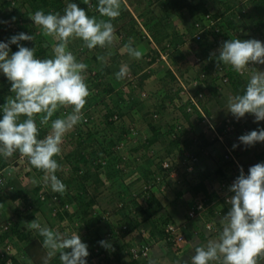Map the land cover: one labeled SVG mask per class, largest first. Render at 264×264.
<instances>
[{
    "label": "trees",
    "instance_id": "trees-1",
    "mask_svg": "<svg viewBox=\"0 0 264 264\" xmlns=\"http://www.w3.org/2000/svg\"><path fill=\"white\" fill-rule=\"evenodd\" d=\"M2 1L3 0H0V5L3 4ZM27 1L30 2L32 8L43 10L46 14L50 11L63 14V10L68 3H76L80 8L84 9L90 17L97 12L95 6L98 3V0H90L94 6V9L91 10V8H87V5L83 2L82 4L80 0H14V3L12 5L9 4L7 12H5L0 19V21L6 22L0 23V42L7 43L13 35L23 32L26 27L29 28L31 23L29 21L30 10L26 7ZM223 5V10L214 11L211 0H149V7L141 13L142 21L139 22L137 18L133 17L125 8L121 10L120 16L112 21L118 43L114 41V46L110 49L96 47L93 50H89L83 46L80 40L72 41L69 44V50L73 52L78 61L79 58H81V54H90V58H85L86 60H84V63L88 65L87 70H96L95 77L98 78L96 82L100 87L96 95L107 93L113 96L114 94L115 96L112 97L113 105L105 109V112L95 114L94 111L99 108V106L94 108L93 105H91V99H87L86 104L89 105L90 108L85 114H88L91 125L80 128L77 132L72 131L69 133L71 140L76 141V143L75 148L68 151L62 160L68 172L64 173V167H61V170L56 173L57 177L65 183L67 190L63 195L56 193L57 201H55V203L50 197L42 199L37 194L38 189L43 184L42 182L33 185V187L29 189L21 187L18 181H7L5 183L7 188L0 187V201L7 200L11 203L21 198L25 202L32 203L31 208L20 209L18 206L14 207L12 212L14 215V222H11L7 231L0 233V239L12 233L17 234L18 238H20L19 236L25 238L26 240L23 243L24 253H26L27 257L35 264L43 263L42 257L45 255V249L42 247L43 238L40 237L38 233L33 232V230H28L26 226V222H31L37 218L35 217L36 211H40L44 215L46 226L61 231L63 229L61 223L66 222L71 230L76 228L82 242L87 244L91 254L100 253L107 258L111 257L117 264H147L145 258H131L128 252L131 246L130 240L121 242V238L119 239V236L123 237L126 233L138 229L136 227L141 223L146 224L145 226L147 227L149 226V236L152 241L154 239L155 242L158 240H166V246L169 247L170 250L175 251L178 248L173 239L175 234L174 232H168V230H166V225L168 223H174V225L177 226V222L173 218L172 213L168 212L165 215L161 214V210L164 206L162 201L152 192V186L148 187L144 194L141 193L139 196H132L133 194H130V182L124 181L123 176L127 175V167L133 165L144 178H147L151 171L161 173L163 179L166 178L164 174L167 173V170L161 166V163L166 156L181 152L183 150L181 149L182 146L184 150L198 156L194 171H200V173H202L201 177L198 178L190 189L193 194L197 193V191H201L203 194L206 209L205 212L198 217L203 216L204 213L206 216L208 213L211 217L216 218L217 214L220 212L216 206L219 202L223 204V199L218 191L208 189L206 177L213 174L223 176L224 165H226V163L217 162L213 167L210 165L209 169L202 166V158L214 153V151H212L213 149H208L210 146L209 144L212 143L213 140H211L209 132L206 134L204 129L199 133L193 132L194 127L191 122L195 119L192 118L191 115L195 114L199 122L204 118L202 112L206 116H211L214 123L219 122L218 130L222 131L223 124L227 122L232 115L226 116L224 114L223 118L220 117V120L216 118L220 112L224 110V107H226L229 96L242 94L247 84L248 73L245 72L243 75L238 74L232 70L230 66L223 65L222 63L220 64L222 68H218L216 58H212L211 55L212 50H210L211 45L209 40L215 36L217 38L223 37L225 40L233 39L234 37L237 38V36H242V38L246 37L247 34L241 32L240 28H249L253 33H257L259 36L264 37L263 12L260 15V11H264V0H224ZM20 7L23 10L19 11ZM182 11H186L188 15H182ZM174 15L182 16L184 19L183 21L188 23L187 25L185 24L187 28L186 31L191 34L190 36L192 37L190 39L198 44L199 50L197 54L202 61L201 69L207 71L204 81L208 87L209 98L216 103H214L215 105L221 107L220 112H218V114L215 112L216 115H212V110L207 108L206 102H203L204 96L198 100L199 105L202 107L201 112L189 100L183 101L181 104L168 103L173 101V97L175 98L178 96V89H175L171 93L166 92L162 97L161 103L158 105L160 114H165V112L168 111L169 105H171V107H178L182 111L184 119L188 123L190 122L188 127H186L185 123L179 118L175 119L173 122L171 120V123L162 121L161 119L155 124L150 121L148 129L145 131L146 137L143 139V134H138V137L143 141L139 144L138 142L137 144L134 142L125 153L120 154L115 151L112 152V145L117 143V140H123L125 142V134L131 132L129 129H126V126L127 124L134 123L132 118H134V113L140 107V98L135 95V91H133L132 88L131 90L127 89L129 86L133 87V85H130V82L117 87L114 74L120 69L118 59L122 54H120L115 47H120V45L122 46L128 43V38L137 36V33L140 36L141 32L144 34L140 24H142L146 30L151 31L152 38L156 44L159 43L160 49H165V42H168L172 47H177L184 41L182 36L180 34L178 35L174 30L171 32L168 31V24L171 22V18ZM13 17L15 18L14 20ZM11 20H13V28H15V31H11L7 25V22ZM125 21L128 22L125 23ZM200 29L201 31H199ZM197 30L199 37L193 38ZM45 41L40 40L38 45L34 41H20V44L24 47L36 48L35 56L40 59L51 58V42L45 47ZM144 42L152 43L149 38ZM9 47L11 49L10 55L18 51L16 44H10ZM216 49H219V47L216 46L213 51L215 52ZM109 51L112 52L111 56L107 55ZM100 53L103 56H108L110 61L108 64H100L99 67H97L95 63L99 62L97 56L100 55ZM216 55H218V50ZM157 56V48L150 47L144 59L129 61L128 65L133 73H137L144 66L152 64ZM125 59H127L126 56ZM176 68L182 75L180 68ZM254 68L257 67L254 66ZM167 72L170 84L171 82L173 83V81L177 83V78L173 74V71L167 70ZM107 75H110L111 81H107ZM221 75L227 77L226 81L221 79L223 78ZM170 84L167 83V86ZM89 86L91 88V84H89ZM7 87L11 88V84L4 74L0 72V107L6 103V99L3 95ZM117 88L118 90L120 88V91L116 94ZM205 88V86H201L200 88L197 87V89H195L196 93L204 91ZM126 97L128 98L126 99ZM69 110L70 109H68V111ZM151 113L150 119H157L160 116L159 114L157 115V112L156 116L153 115V112ZM115 116L121 119L120 122L115 123ZM2 117L3 116L0 114V119H2ZM56 118H58V116H56L55 113L52 119ZM245 123L248 125L244 130L236 126V122L232 121V124L236 126V129L233 130V135L240 148L243 144L239 142L238 138L250 132L253 126L252 123H248L246 120ZM118 124L122 127L125 124V131L119 129V132L117 134L114 133L113 137L105 139L106 131L109 128L112 130L117 129ZM38 125H40L39 122ZM38 128L40 130L39 137H41L44 135L45 129L39 126ZM122 134L124 135L122 136ZM230 141H233V138L229 140L231 144ZM156 142L160 145L159 152L163 154L155 161V159L152 158L153 156L150 155L148 148ZM192 143H196V145H193V148L189 146ZM142 148L144 153H141L142 155L140 157L143 159L139 161V156L137 155L139 151L137 152V150H141ZM151 149L153 150V147H151ZM18 154V152L14 153L9 160L10 163H17ZM87 156H90L91 159L97 158L98 160L96 162L92 161L93 163H91V160ZM102 159L104 160L103 162ZM9 161L0 157V167L8 165ZM151 165H154L156 169H151ZM29 166L30 170L34 172L33 175L36 176L43 173L33 168L30 164ZM171 169H173L176 174L178 173L176 163L172 165ZM66 174L67 177L65 176ZM154 179L155 178L151 179V181ZM183 179L186 180L184 177ZM172 181V179H167L166 184H171ZM111 184H114L113 187H111ZM149 189H152V191H148ZM179 195L181 196L180 192ZM127 198L131 203H129ZM103 200L110 203L114 202L113 207L110 209L103 207L101 210L102 212H97L96 209L98 206H101ZM65 203L71 204L72 210L60 209L59 206ZM226 207L228 206L224 204L221 212ZM137 210H140V212H143L145 215L142 217V222H139L133 214ZM116 213L120 215L119 219H117V217L116 219L114 218ZM186 217L188 219L187 214ZM205 221L212 222L208 216L205 217ZM190 223L191 226L194 225L192 221ZM57 224L61 227H54ZM18 227L20 229H17ZM181 231L185 233L183 228ZM142 240L149 241L146 238H142ZM100 241L109 242L112 245V250L101 246L99 243ZM125 253L128 254V260L122 261L121 258L126 255ZM129 258H131V260H129ZM17 262L18 259L14 258L12 264H18Z\"/></svg>",
    "mask_w": 264,
    "mask_h": 264
},
{
    "label": "clouds",
    "instance_id": "clouds-1",
    "mask_svg": "<svg viewBox=\"0 0 264 264\" xmlns=\"http://www.w3.org/2000/svg\"><path fill=\"white\" fill-rule=\"evenodd\" d=\"M83 3L87 8L92 7L90 0H83ZM95 7L101 18L90 17L84 9L72 2L66 5L63 14L51 11L46 14L43 10L29 14L34 25L42 29L43 36L54 41L51 44V58H36V48L20 44V41L35 40L34 35L21 32L13 35L7 43L0 42V72L11 84V95L0 107V112L3 113L0 119V157L11 158L18 152L20 156L27 158L33 168L43 172L42 178L34 177L32 183L35 185L42 182L46 187H50L52 192L61 195L67 188L56 175L57 171L61 170V165L54 157L60 156L61 153L65 155L72 150L73 146L69 144L67 152H62L63 139L84 120L82 110L91 95L85 75L88 65L77 60L69 50V44L80 40L89 50L96 47L110 49L116 39L112 21L121 14V0H98ZM10 44H16L18 47V51L11 55ZM48 44L46 40L44 46L47 47ZM133 45L134 41L129 38L123 50L131 58H142V51ZM107 55L111 56L112 52L109 51ZM211 55L215 56L218 66L222 63L230 66L238 74L248 73L247 84L242 94L229 96L227 100V111L232 114L229 119L235 117L239 120L245 114H252L256 122L264 121V71L254 68L259 64L264 65V43L256 39H229L221 44L218 55L216 53ZM97 60L104 64L106 57L98 55ZM250 64L253 65L250 67ZM128 74L129 67L123 64L114 75L116 80L120 81ZM203 92L205 100V89ZM68 108L71 109L70 112L52 119L60 109ZM37 116L40 126L49 128L47 135L42 139L38 138L40 130L36 123ZM243 119L248 121L247 117ZM127 125H132L135 131L137 130L134 123ZM207 131L210 136V130ZM135 134L129 132L125 137L127 135L132 137ZM238 139L245 146L264 142V128L250 131ZM125 141V149H128L127 138ZM237 146L234 144L233 148ZM63 171H68L67 167ZM229 191L234 195L228 198L227 202L231 207L220 221L218 236L209 239L202 246H197L194 255L185 260L184 264H260L264 261V163L251 166L247 175L241 167L240 174ZM16 200L13 206L10 203L9 207L0 205L1 223L10 218H12L10 225L14 222L12 212L17 206ZM37 212L35 213L37 218L26 222V226L28 230H34L43 238L42 247L45 249L43 264H49L57 255L60 264H87L88 246L82 242L79 234L61 232L42 225L36 216ZM99 243L104 248L112 250L109 242ZM14 258L15 256H12L10 264ZM0 259V264H7L5 258L0 256Z\"/></svg>",
    "mask_w": 264,
    "mask_h": 264
},
{
    "label": "rangeland",
    "instance_id": "rangeland-1",
    "mask_svg": "<svg viewBox=\"0 0 264 264\" xmlns=\"http://www.w3.org/2000/svg\"><path fill=\"white\" fill-rule=\"evenodd\" d=\"M10 0H3L2 2H3V4L2 5H0V19H1V17H3V15H4V13L5 12H7V8L9 7V4H10V2H9ZM148 1V0H147ZM213 1V0H212ZM221 1H218L217 0V3L219 4ZM27 4H26V7H27V9L28 10H30V12H29V14L30 13H35L38 9H35L34 7L32 8L31 7V4H30V2H26ZM142 4V7L143 8H141L140 7V9H142L143 11L144 10H146L148 7H146L145 8V6H143L144 4L146 5V3H141ZM147 6V5H146ZM148 6H149V4H148ZM21 10H23L21 7H20V10L19 11H21ZM137 11V10H136ZM135 11V12H136ZM218 11V10H217ZM221 11V10H220ZM262 12H263V14H264V11H260V15L262 14ZM17 13H18V11H17ZM136 13H138V12H136ZM187 13V12H186ZM140 19V21H142V17H140L139 18ZM29 21H30V25H29V28L28 27H26L25 29H24V33L25 34H27V35H34L35 36V40H33L37 45H38V42L40 41V40H48V42L50 43L51 42V44L52 43H54V41H52V39L51 38H49V37H44L43 36V33H42V29L39 27V26H37V25H34V22L30 19V17H29ZM1 36V35H0ZM5 36V35H4ZM3 36V37H4ZM255 36V35H254ZM191 38V36H189V39ZM256 38H258L257 40H259V41H261L262 43H264V37H260V36H258V37H256ZM191 41V40H190ZM189 40H186L185 41V44H183V50H188L189 51V53H190V56H192V58H189L188 56H187V62H188V65L189 66H187V65H184V64H181L180 63V70H181V72H182V75H183V77H181L180 75V73L178 72V71H176V70H174V72H173V74L176 76V78L177 77H180V78H183V80H185V78L186 77H188V76H196V75H198L199 73H201L202 71L207 75V71L206 70H204V69H201L202 67V61L201 60H199V61H196L195 62V59H196V57L198 56V54H197V52H198V50H199V47H198V44L196 43H191ZM166 43L167 42H165V49H161V51L163 52V51H165L166 49H168L167 50V58H162V57H160V58H158L159 56H160V47H159V43L158 44H156L155 43V45H157L156 46V48L158 47V56H157V58L156 59H162V61H164V60H166L167 62L169 61V59H168V54H169V52H171L172 51V46L169 44V46L167 47V45H166ZM93 50V49H92ZM90 52V51H89ZM194 52V53H193ZM193 53V54H192ZM196 53V55H194ZM106 58H108V56H106V55H104ZM90 58V54H81V58L82 59H84L85 60V58ZM36 58H39V57H36ZM147 59V58H146ZM159 60V61H160ZM79 61H81V60H79ZM83 63H84V61H82ZM119 63V62H118ZM121 65H123V61H122V64ZM147 66V65H146ZM257 67H259L258 69H262L261 71H264V65H258ZM129 70L131 71V69L129 68ZM180 75H179V74ZM158 79L159 78H157V77H154L153 79H150V80H148V81H142V78L138 75L137 76V78L133 81V82H130V85H133V87H131V86H129V88H132L133 89V91H135V95L137 96V97H139L140 99V101L142 102V103H147L148 101H147V99H151L152 101H151V106L150 107H152V112H157V114H159V115H161L160 114V111H159V109H158V105L161 103V100H162V97H163V95H164V93H166V92H173L175 89H178V83H176L175 81H173V83L171 82V84H170V82H169V80H168V78L166 77V79H164L165 81L167 80V83H169L170 85H168L167 86V84H166V88H165V86H164V84L165 83H163V86L161 87V85H160V81H158ZM109 81V80H108ZM116 81V84H117V87L120 85H123L122 83L124 82V79L123 80H120V81H118V83H117V80H115ZM115 81H114V83H115ZM210 81V80H209ZM178 82V81H177ZM86 83L88 84V86H89V84L90 83H88V81L86 80ZM161 83V84H162ZM203 84H204V86L206 87V82L205 81H203ZM98 88H100L99 87V85L97 86ZM134 88H135V90H134ZM165 88V89H164ZM90 89V88H89ZM118 91H120V88H119V90H118V88H117V90H116V94H117V92ZM208 91V89L207 88H205V101H206V96H207V92ZM5 94L3 95V97L6 99L8 96H10L11 95V92H10V87H7L6 89H5ZM90 93H91V95L88 97V98H90L91 100V103H93L92 105H93V107L94 108H97V106H96V104L98 103L99 104V101L102 99V103H100L99 104V108H97V109H95V114H99V113H103V112H105V109H107L110 105H113L112 104V97L113 96H115L114 94H113V96L112 95H108L107 93H103L102 95H96V93H94L92 90H90ZM128 97H126V99H127ZM145 99L146 101H142L141 99ZM127 101V100H126ZM168 103H178V102H176V100H175V98L173 97V101L172 102H168ZM104 105L103 107H100L101 105ZM107 104V105H106ZM125 106V105H124ZM99 109V110H98ZM97 110H98V112H97ZM214 111V110H213ZM149 112H150V110H149ZM181 113H178V111H177V115L178 116H176V118H182V119H184V115H183V113H182V111H180ZM152 114V113H151ZM224 114L226 115V116H228V115H232L230 112H228L227 111V106L226 107H224V110L222 111V112H220V114L217 116V117H221V118H223V116H224ZM141 110H140V108H138L137 109V111L134 113V118H132V120L133 121H135L134 122V125L135 126H137V124H136V122H138V121H141ZM174 116V115H173ZM197 116L195 115V117L194 118H196ZM247 117V119H248V121L251 123L252 122V120H251V118L249 117V115H246L245 114V116L243 117V118H246ZM100 119V118H99ZM168 118H165L164 116L162 117V121H165V120H167ZM130 121V120H129ZM171 121V120H170ZM91 123V122H90ZM88 124L87 126H90L91 124ZM171 123V122H170ZM144 125H145V123H144ZM87 126H85V127H87ZM115 127V126H114ZM186 127H188V126H186ZM124 128H125V124H124V126L122 127L121 125H119L118 124V126H117V129H115V130H112V129H108L107 131H106V133H105V139H109L110 137H113V135H114V133L115 134H117L118 132H119V129H122V130H124ZM196 129H198V127H196ZM191 130V129H190ZM125 131V130H124ZM201 131V130H200ZM199 130H195L194 128H193V132H197V133H199L200 132ZM136 132H137V130H136ZM121 133V132H120ZM140 133H142L143 134V139L146 137V134L145 133H143V132H140V129H139V131L135 134V135H138V134H140ZM124 134H122V136H123ZM141 135V134H140ZM69 135H67V137H68ZM121 136V137H122ZM125 138H127V144H130V141L133 139V137H128V135L125 137ZM135 139V138H134ZM117 141H119V140H117ZM143 141V140H142ZM140 142V141H139ZM75 143H76V141H72L71 140V137L69 138V144L71 145V147L73 146V148H75ZM125 145H126V141H125ZM125 145H124V147L123 148H120V149H115V148H111V150H112V152L113 151H115V152H117L118 153V151H120V152H123V153H125V150H128V149H125ZM193 145H196V143H192V144H190L189 146L190 147H192L193 148ZM244 147V146H243ZM69 148H70V146H69ZM184 147L182 146V148L181 149H183ZM160 149V148H159ZM145 150V149H144ZM247 150H251V149H246L245 148V151H247ZM140 151H143V149H141ZM148 151H149V153H150V155L151 156H153L152 158L153 159H155V161L157 160V158L159 157V156H161L162 154H161V152H157V149H155V150H152L151 149V147L150 148H148ZM223 152V147H222V145L221 144H216V149H215V153L214 154H212V155H210V156H207V157H203L202 159L203 160H205V161H208V162H206L207 164V168L206 169H209L210 168V165L213 167L217 162L218 163H222V162H224V159H222V153ZM140 153H144V151L143 152H140ZM243 152H242V147L240 148V158H241V160H242V162L243 163H245V164H248V162H249V160H246L244 157V153L242 154ZM246 153H248V152H246ZM153 154V155H152ZM249 154V153H248ZM139 155V154H138ZM63 154L61 153V155L60 156H57V157H54V159H56L57 160V162L60 164V165H64V163H62L63 161ZM90 157V156H89ZM143 158L142 157H140L139 156V161H141ZM103 160V159H102ZM91 163H93V162H91ZM224 164V163H223ZM93 165V164H92ZM224 167H225V165H224ZM128 168V167H127ZM126 168V169H127ZM151 169H156V168H154V165H152V168ZM138 170V169H137ZM136 170V168L134 167L133 169H130V170H127V171H130V172H127V175H125V176H123V178H124V181H127V182H130V185H131V189H130V191H131V195L132 196H139V195H141V193L142 194H144L145 193V190H147L148 189V187H151L152 186V189H153V191H152V189H149L148 191H152L161 201H162V203H163V206H164V208L161 210L162 212H161V214L162 215H165L166 213H168L169 212V209L170 210H172V211H175V212H173L174 214H179L178 216H180L181 215V217H179L178 218V220H177V222H179V221H184V219L186 218V214H187V209H188V198L190 197V195H192L193 194V192L192 191H190L189 189H188V187L191 185V183L193 182L194 183V181H197L198 180V178L199 177H201V174L202 173H200V171H193V173H189V172H186V171H182V170H178V173L176 174V176H178L177 177V181L176 180H174V181H172L171 182V184H166V178H164L163 179V177H162V174L161 173H156V172H153V171H151V173L149 174V176H147V178H144V177H142L141 176V174L138 172ZM29 178L25 181L23 178H19L18 180H19V184L21 185V186H26L28 183H31V184H33L32 183V179L35 177L36 179H41L42 178V176H43V173H41L40 175H33V171H31V170H29ZM32 173V174H31ZM206 173V172H205ZM13 174V173H12ZM11 174V175H12ZM156 176H155V175ZM11 175L9 174V176H8V178H7V181H12V180H10L12 177H11ZM219 175V174H218ZM217 175V177L219 178V176ZM38 176V177H37ZM66 177H67V174L65 175ZM24 177V176H23ZM183 177L184 178H186V180H184L183 179ZM25 178V177H24ZM153 178H155L153 181H151V179H153ZM180 178H181V180H180ZM207 178V180H206V182H207V186L209 187V186H211L212 184V181H214L215 180V178H216V175L215 174H213V175H211V176H207L206 177ZM170 180H171V178H170ZM117 183V182H116ZM34 185V184H33ZM113 185L114 184H111V187H113ZM33 187V186H32ZM3 188H7V186H3ZM27 189H29V188H27ZM209 189V188H208ZM210 190V189H209ZM179 192L181 193V196L179 195ZM29 193H31V192H29ZM197 193H202L201 191H197ZM197 193H195V194H193V195H196ZM31 195V194H30ZM127 200L129 201V203H131L130 202V200L127 198ZM102 204H101V206L99 207L98 206V208L96 209L97 210V212H100L101 210H102V208L103 207H106V208H112L113 207V204H114V202H112V203H110V202H107L106 200H103L102 202H101ZM186 203V204H185ZM11 204V206H13L15 203H14V201L13 202H11L10 203ZM223 205L224 204H221L220 202H219V204L216 206V208L218 209V211L220 210V212L218 213V215L216 216V218H213V217H211V215L210 214H208L207 212V215L206 216H208V217H210V219H211V221H212V223H213V226H212V228L211 229H207L206 227H204L203 225H204V223H205V221H203V223L202 224H200V226H198L199 228L200 227H202L201 229H202V231H204V237L206 238V239H204V237H201L202 236V232H201V230H199V229H196V228H194L193 226H191V223L189 222V221H184L185 222V225H186V227L184 228L185 229V233H186V241L185 242H182L181 243V245L182 246H185V245H187V244H190L191 246H192V248L193 247H195V245H197V246H202V245H204V244H206L207 242H206V240H207V238L209 239L210 237H213V235H215V237H217L218 236V233H217V230L218 229H220V227H218L219 225H220V223H219V225L217 226V219H218V221H221V219H222V214H221V210H222V208H223ZM5 206H10L8 203L5 205ZM133 208V207H132ZM217 211V212H218ZM48 213H49V211H48ZM50 214V213H49ZM134 215H135V217H136V219H138L139 220V222H142V217L143 216H145L144 214H143V212L141 213L140 212V210H137V211H135L134 213H133ZM205 214V213H204ZM203 214V215H204ZM220 215V216H219ZM133 216V215H132ZM9 217H12V216H9ZM116 217H117V219H119L120 218V215L119 214H115V216H114V218L116 219ZM122 217V216H121ZM134 217V216H133ZM185 217V218H184ZM38 218H40L41 219V217H38ZM113 218V219H114ZM220 219V220H219ZM188 220V219H187ZM42 222L43 221V225H46V223H45V220L42 218L41 220H39V222ZM144 222V221H143ZM177 224H180V226H182L181 224L182 223H177ZM146 224H139V226H137L136 228H138V229H134L133 231H131L129 234H125L126 235V238H125V235L123 236V237H120L119 236V239L121 238V242L122 241H127V240H125V239H130V241L132 242H137V241H142V239L141 238H143L139 233H138V230L139 229H141L142 227H146V228H148L149 229V226L147 227V226H145ZM194 225H196L195 224V222H194ZM61 227V226H58V224L57 225H55L54 227ZM17 229H20L19 227L17 228ZM204 229V230H203ZM59 230V229H58ZM73 230H76V228H73ZM60 231V230H59ZM12 234H14V233H12ZM194 236H196L195 238H194ZM147 239L153 244V243H155V239L152 241V239H151V237L150 236H148L147 237ZM193 241H192V240ZM213 239H215V238H213ZM5 241V240H8V241H10L11 242V244H12V249H13V253H19L20 254V252L23 250V242H22V239H20V238H15V237H13V236H10V235H8L7 237H6V239L3 237V238H1L0 239V241ZM159 243V244H158ZM17 246H16V245ZM156 244H158V246L159 247H161V246H164L165 245V247H166V245H167V241L166 240H163L162 242H156ZM181 246V247H182ZM15 247V248H14ZM17 248V249H16ZM15 249V250H14ZM23 254H24V252H23ZM126 255H124L121 259H122V261H127L128 260V254L127 253H125ZM18 256V255H17ZM22 259H20L19 258V261L21 262H23V264H25V263H27V260H26V254L25 255H22ZM97 257L99 258V260H96V261H93V258H91V260L90 261H87V264H107L108 263V260L111 258V257H105V256H103L102 254H97ZM24 259V260H23ZM169 259H172L171 257L169 258ZM168 261V260H167ZM170 261V260H169ZM43 264V263H42Z\"/></svg>",
    "mask_w": 264,
    "mask_h": 264
},
{
    "label": "built area",
    "instance_id": "built-area-1",
    "mask_svg": "<svg viewBox=\"0 0 264 264\" xmlns=\"http://www.w3.org/2000/svg\"><path fill=\"white\" fill-rule=\"evenodd\" d=\"M10 5H12L14 3V0H10ZM92 7L91 10L94 9V6L92 4V1H90ZM207 16V15H206ZM208 17V16H207ZM13 20L8 21L7 25L9 27V29H11V31H15L13 28ZM211 22V21H210ZM142 27V30L145 34L146 37H148L152 43L155 45V42L152 38V34H150V32L148 30L145 29V27L140 24ZM202 29V28H201ZM201 29L199 31H201ZM199 37V33L198 31L193 35V38H198ZM167 47L169 46V43H166ZM159 50V49H158ZM167 50L165 51H161L160 50V57L162 58H167ZM149 58V57H148ZM200 57L197 56L195 59L196 61H199ZM253 64H250L249 66L251 67ZM218 68H222L221 65L218 66ZM221 71V69H220ZM219 71V72H220ZM95 69L92 70H87L86 72V80L88 81V83L91 84V88L89 86V90H92L94 93H97L98 91V84L96 81H98V78L95 77ZM204 77H205V73L202 71L201 73H199L196 76H188L187 78H185V80H183V78L177 77V81H178V96L175 97L176 102H178L177 104H181L183 101L189 100L191 103H193L197 109L200 110V112L202 111V107L201 105H199L198 100L200 98H202L204 96V92L203 91H199L196 93L197 87L200 88L201 86L204 87L203 81H204ZM221 78L223 81H226L227 77L224 75H221ZM137 78V75L135 73H133L132 71H129L128 76L124 79V82L122 83L123 85L125 84V82H133L135 79ZM193 90V91H192ZM88 99V98H87ZM93 103H91L92 105ZM104 105L102 104L100 107H103ZM90 108L89 105H85L83 111V116H84V120L79 123L77 126H75V128L72 130L74 132H77L78 129L80 128H85V126H87L90 123V119L88 117V114L86 115L85 112L88 111V109ZM70 109V108H68ZM68 109H61L59 115L61 116L62 114H66L68 112L71 111V109L68 111ZM204 118L201 121L202 123L205 124L206 128H208V130H210V138L211 140H213L212 143H210L208 149L214 151L215 153V149H216V144H221L223 147V152L222 154V159H224V162L226 163L225 167H224V174L223 176H219V178H217L216 181H212V185L209 186V189L212 190H216L218 191V193L221 195L222 199H223V204L229 205L228 204V198H230L232 195H234V193L229 191L230 186L232 185V183L235 181V179L239 176L240 174V168H243L244 174L247 175L248 174V170L251 166H254L253 164H245L242 162L241 158H240V147L238 145V143L236 142V139L234 138L233 135V130L236 129V126H239V128H243L244 130L247 127V124L245 123V119L240 118L239 120H237L235 117H233L232 119H229L227 122H225L222 126V131L218 130V125L214 123L211 118L209 116L204 115V113L202 112ZM154 116H156V112L153 113ZM115 123L116 122H120V118H118L117 116H115ZM232 121L236 122V126L234 124H232ZM38 125V124H37ZM45 129L44 135L39 137V138H44L45 135H47L49 128L45 127V126H40ZM127 129H129L131 131L132 134L136 133L134 126L132 125H127L126 126ZM70 131V132H72ZM69 132V133H70ZM69 133L66 134V136L63 139V143L61 145L62 148V152L66 153L67 149L69 148V136L67 137V135H69ZM230 138H233V141H230L231 144L229 143ZM236 144L238 145L235 149L233 148V145ZM124 145V141L121 140L117 143H115L114 145H112V148L115 149H119L120 147H122ZM211 147V148H210ZM213 153V154H214ZM89 158V156H87ZM92 161H97V158H89ZM198 160V156L196 154H192L191 152L187 151V150H183L181 152H177L175 155H168L166 156L162 163L161 166L167 170V173L164 174L167 179H172L173 181L176 180L177 181V176L174 172L173 169H171L172 165L176 163V166L178 168V170H182V171H186L189 172L190 174L193 173L194 168H195V163ZM104 160H102L103 162ZM30 170V166H29V162L27 160V158L20 156V154H18V158H17V163H10L4 167H0V187H3L5 185V183L7 182V178L9 176V174L11 175L12 173H15L16 171L21 172L22 175L26 176L27 172ZM40 198H45V197H50L54 203L55 201H57V196L55 192L51 191L50 187H46L44 184H42V186H40L38 193ZM16 204L20 209H26V208H31V202H25L24 200L18 198L16 200ZM60 209H67V210H72V206L71 204L65 203L63 205L59 206ZM206 206L204 204V200H203V194L202 193H197L196 195H190V197L188 198V209H187V216L188 219H194L196 217H198L199 215H201L203 212H205ZM217 211V209H216ZM44 219V217H43ZM12 220V218L4 221L3 223L0 222V232L5 231L6 229L9 228L10 225V221ZM39 220H41L39 218ZM45 220V219H44ZM40 223L43 225V221ZM62 227L63 229L61 230V232H73V233H78V231L76 230H71L70 227L68 226V224L66 222H62ZM186 226V225H185ZM204 227H206L207 229H211L213 226V223L210 221H205ZM184 229V225L180 226L179 224H177V226L174 225V223H168L166 225V230H168V232H174V242L176 245H181L182 242L186 241V236L185 233L181 231V229ZM185 230V229H184ZM138 233L143 237L146 238L149 236V229L146 227H142L141 229L138 230ZM80 236V234H79ZM154 244V243H153ZM153 244L150 241H137V242H131V246L129 247V255L131 256L132 259H137V258H148L150 251L152 249ZM12 244L10 241L5 240V242L2 244V247L0 249V256L5 258V263L10 264V262L12 261V255H13V249H12ZM88 252L89 255L86 257V261H90L91 258H93V261L99 260V258L97 257V254L94 253H90V250L88 248ZM131 258H129V260H131ZM107 264H117L116 261H114L112 258L108 260Z\"/></svg>",
    "mask_w": 264,
    "mask_h": 264
},
{
    "label": "crops",
    "instance_id": "crops-1",
    "mask_svg": "<svg viewBox=\"0 0 264 264\" xmlns=\"http://www.w3.org/2000/svg\"><path fill=\"white\" fill-rule=\"evenodd\" d=\"M81 1V3L83 2V0H80ZM146 3V5L144 4L143 6H145V8L146 7H149L148 6V4H149V0L147 1V0H121V10L122 9H126L127 11H129L130 12V14L131 15H133V17H136L137 18V20L140 22V17H142L141 16V13L142 12H144L142 9H140V7L141 8H143L142 7V4L141 3ZM211 3H212V6H213V9H214V11L215 10H218V11H220V10H223V8H224V5H223V3H224V0H222L219 4L217 3V0H211ZM83 4V3H82ZM137 10V11H136ZM138 12V13H136V12ZM182 15H188L187 13H186V11H182V13H181ZM93 16H96L97 18H101L100 17V14L98 13V12H95V14L93 15ZM184 19L182 18V16L180 17V15L179 16H176V15H174V16H172V18H171V22L168 24V31H172V30H174L178 35L180 34L181 36H182V39H183V41L184 42H181L177 47H173L172 48V51L171 52H169V54H168V59H169V61L167 62L166 60H164V61H162V59L160 60V59H155V61L152 63V64H148L147 66H144L141 70H139L137 73H136V75L138 76H140L141 78H142V81H148V80H150V79H153L154 77H157V78H159L158 79V81H160L161 83L163 82V83H165L164 84V86H165V88H166V84H167V80L165 81L164 79H166V77L168 78V76H167V74H168V72H167V70H171V71H173L174 72V70H176L177 71V68L176 67H180L179 65H180V63L181 64H184V65H187V66H189L188 65V62H187V56L189 57V58H192V56H190V53H189V51L188 50H183V44H185V41L186 40H191L190 42L191 43H195L194 41H192V39H189V36L191 35V34H189L188 33V31H186V26H185V24L187 25L188 23L187 22H185V21H183ZM128 21H125V23H127ZM240 30H241V32H243V33H246L247 35H246V37H243L242 38V36H237V38L236 37H234L233 39H241V40H246V39H258V38H256V37H258L259 36V34H255V33H253L252 32V30H250L249 28H240ZM150 32V34H151V31H149ZM255 35V36H254ZM192 37V36H191ZM216 37V36H215ZM215 37H213V38H210V40H209V43H210V45H211V48H210V50H212V53H217V50L218 49H216L215 50V52L213 51V49H215L216 48V46H218V47H220L221 46V44L224 42V41H227V40H225L223 37H220V38H215ZM239 37V38H238ZM260 37H262V36H260ZM148 37H146L145 36V34H143L142 32H141V36L137 33V36H135V37H132V40L134 41V43H135V46L134 47H137L139 50H141L142 51V53H143V55H142V58H140V59H134V58H131V57H129L128 55H127V53L123 50V46L124 45H120V47H115V48H117V51L120 53V54H122L120 57H119V59H118V61H119V63L118 64H120V66H121V64H122V61H123V64H129V61L131 62V61H135V60H142V59H144V57H145V54L147 53V51H149V49H150V47H152V48H156V46H154V44L153 43H151V42H148V43H145L144 41L147 39ZM115 41H117V43H118V39H117V37H116V39H115ZM129 41V38H128V40H127V42ZM196 44V43H195ZM216 45V46H215ZM114 46V45H113ZM213 48V49H212ZM114 49V48H113ZM157 49H158V47H157ZM161 50V49H160ZM194 53V52H193ZM192 53V54H193ZM100 55H101V53H100ZM194 55H196V53L194 54ZM125 56H126V58L127 59H125ZM215 56H212V58H214ZM79 58V57H78ZM78 60V59H77ZM79 60H81V61H84V59H82V58H79ZM86 60V59H85ZM160 60V61H159ZM110 60H109V57L108 58H106V64H108V62H109ZM95 64H97L96 66L97 67H99V65L101 64V62L99 61V62H96ZM128 67H129V65H128ZM130 68V67H129ZM259 67H257L256 69L257 70H259V71H261L262 69L260 68V69H258ZM130 71V70H129ZM179 74V73H178ZM181 77H183V75H181ZM187 78V77H186ZM106 79H107V81L109 80V81H111V77H110V75H107L106 76ZM169 80V79H168ZM217 81H218V79H217ZM160 83V85H161V87L163 86V83L161 84ZM125 84H127V82H125ZM164 88V89H165ZM206 88H208L207 87V85H206ZM127 89H130L131 90V88H127ZM117 90V89H116ZM208 95L206 96V101L204 100L203 102L205 103L206 102V106H207V108L208 109H211L212 110V115H216V114H218V112H220V108L221 107H219V106H217V105H215L216 103L215 102H213L210 98H209V93H208V91L206 92ZM108 95H112V94H108ZM146 99V98H145ZM145 99H141L142 101H146ZM147 103H142L141 101H140V110H141V121H138V122H136V124H137V126H135L136 127V129H137V132H138V130L140 129V131L141 132H144L145 133V131L148 129V124L150 123V121H152V123L153 124H155V123H158L159 122V120L160 119H162V117L164 116L165 118H168L167 120H165V122H168V123H170L171 121L170 120H172V122L173 121H175V119H177L176 118V116H178L177 115V111H178V113H181L180 111V109L178 108V107H174V106H172L171 107V105H169V107H168V111H166L165 112V114H161L160 116H159V118H157V119H150V115H151V112H152V107H150L151 106V99L149 98V99H147ZM100 103H102V99L99 101V104ZM215 103V104H214ZM99 104L97 103L96 104V106L98 107L99 106ZM227 106V105H226ZM159 107V106H158ZM149 110H150V112H149ZM214 110V111H213ZM215 112H216V114H215ZM59 113H60V110L56 113V116H58V117H60V115H59ZM0 114L3 116V113H1L0 112ZM174 115V116H173ZM228 116H231V115H228ZM191 117L192 118H194L195 117V114H192L191 115ZM215 117V116H214ZM249 117L251 118V120H252V124H253V126H252V128H251V131H253V130H258L259 128H264L263 126H264V121H259V122H256L255 121V117H254V115H249ZM21 119H24V117H21ZM182 122H184L185 123V126H188V124H190V122L188 123L185 119H182V118H179ZM195 120H192L193 122H191V124H192V126L194 127V129L195 130H202V129H204L205 130V133L207 134V128H206V126H205V124L204 123H202V122H199V120H197L196 118H194ZM217 120H220L221 118H219V117H217L216 118ZM38 122H39V117L37 116L36 117V123L38 124ZM144 123H145V125H144ZM196 127H198V129H196ZM207 136V135H206ZM135 138V139H134ZM137 138H139V139H137ZM141 138L140 137H138V135H136V136H133V139L130 141V144L128 145V148L130 147V145H132L134 142L137 144V142H138V144L142 141V139L140 140ZM140 142H139V141ZM135 146V145H134ZM244 146V147H243ZM242 146V152L244 153H242L245 157V159L246 160H249V162H248V164H253V165H255V164H257V163H264V142H257L254 146H245V145H243ZM151 147H153V150H155V149H157V152H159V148H160V145H159V143L158 142H156V143H154V144H152L151 145ZM245 148L246 149H251L250 151L249 150H247V151H245ZM143 149V148H142ZM139 151V152H138ZM137 152H138V156H141L142 154L140 153V152H143V151H140V149L139 150H137ZM246 152H248V153H246ZM6 160H10V158H7ZM10 162V161H9ZM206 162H208V161H202V166L204 167V168H207L206 166ZM7 164V163H6ZM61 167H64L65 168V166L63 165V166H61ZM151 167H152V165H151ZM134 167H133V165H131L130 167H128V170H130V169H133ZM137 170V169H136ZM138 171V170H137ZM68 171H65L64 173H67ZM128 172H130V171H128ZM139 172V171H138ZM24 175H22L21 174V172H19V171H16L15 173H13L12 175H11V179L10 180H12V181H18L19 182V178H23L25 181L30 177L29 176V173H28V175L27 176H24ZM217 175H216V178H215V180L214 181H216L217 180ZM196 181H194V183H195ZM193 182L191 183V185L188 187V189L190 190L191 189V186H193V184H194ZM65 184V183H64ZM32 186H33V184H31V183H28L26 186H21V187H25L26 189L27 188H32ZM191 191V190H190ZM9 204L10 202L9 201H7V200H1V202H0V205H6V204ZM186 204V203H185ZM222 204V203H221ZM188 205V204H187ZM228 207H226L222 212H221V214H222V216L223 215H225L226 213H227V211L230 209V205H227ZM100 212H102V211H100ZM169 212L170 213H172V216H173V218L175 219V221L177 222V220H178V218L179 217H181V215L180 216H178L179 214H174L173 212H175V211H172V210H170L169 209ZM52 213V212H51ZM103 215V214H102ZM218 215V214H217ZM36 216H38V217H41V219L44 217V215H43V213L42 212H40V211H38L37 212V214H36ZM220 216V215H219ZM205 215H203V216H201V217H196V218H194V219H188L187 220V217L184 219V221L186 222V221H189V222H191L192 221V223L194 224V222H195V226H194V228H196V229H199V230H201V232H202V236L201 237H204V231H202V227H198V226H200V224H202L203 223V221H205ZM220 220V219H219ZM182 222V221H179V222H177V223H182L181 225H184V227H186L185 226V222ZM217 226L219 225V223H220V221H218V219H217ZM218 227H220L221 228V224L218 226ZM204 230V229H203ZM220 229H218L217 230V233H218V231H219ZM33 232H35L34 230H33ZM127 234H129V233H127ZM126 234V235H127ZM126 235H125V238H126ZM10 236H13V237H15V238H17L18 239V236H17V234H10ZM6 237H7V235L4 237L5 239H6ZM20 237V239H22V242L24 243L25 242V238H21V236H19ZM196 236H194V238H195ZM213 238H216L215 237V235H213V237H210L209 239H213ZM142 239V238H141ZM204 239H206L205 237H204ZM208 238H207V240H206V242L209 240ZM125 240H130V239H125ZM192 240V239H191ZM163 240H158V242H162ZM193 241V240H192ZM5 241H0V249H1V247H2V244L4 243ZM157 242V241H156ZM156 242L153 244V246H152V249H151V251H150V254H149V256H148V258L147 259H145L146 260V262H147V264H184V261L185 260H188L192 255H194V250H195V248L197 247V245H195V247H193L192 248V246L190 245V244H187V245H185V246H182V245H177L178 246V248L175 250V251H172V250H170V248L169 247H165V245L164 246H161V247H159L158 246V244H156ZM16 245V244H15ZM17 246V245H16ZM182 246V247H181ZM24 247V246H23ZM15 248V247H14ZM17 249V248H16ZM15 250V249H14ZM23 252H24V249L20 252V254L18 253H13V255L12 256H15V259L17 258H20V259H22L23 257H22V255H25L26 253H24L23 254ZM18 255V256H17ZM172 258V259H169V258ZM24 260V259H23ZM26 260H27V263H25V264H35L33 261H31V259H29L28 257H26ZM168 260V261H167ZM170 260V261H169ZM56 261V262H55ZM0 262H1V259H0ZM18 264H23V262L21 261H18L17 262ZM42 264V263H41ZM49 264H60V260H59V255H57V256H55V257H53L50 261H49ZM260 264H264V261H261L260 262Z\"/></svg>",
    "mask_w": 264,
    "mask_h": 264
}]
</instances>
